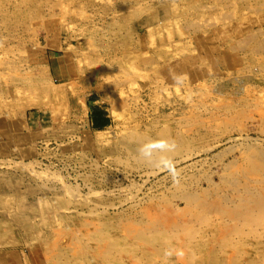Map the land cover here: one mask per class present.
<instances>
[{
    "label": "rangeland",
    "instance_id": "1",
    "mask_svg": "<svg viewBox=\"0 0 264 264\" xmlns=\"http://www.w3.org/2000/svg\"><path fill=\"white\" fill-rule=\"evenodd\" d=\"M100 106L106 126L92 122ZM254 147L264 150V0H0V264H54L95 251L94 226L115 238L175 211L191 225L185 241L170 236L173 251L119 247L111 263L192 264L205 227L182 212L188 197H216ZM249 241L248 256L263 257Z\"/></svg>",
    "mask_w": 264,
    "mask_h": 264
},
{
    "label": "bare ground",
    "instance_id": "2",
    "mask_svg": "<svg viewBox=\"0 0 264 264\" xmlns=\"http://www.w3.org/2000/svg\"><path fill=\"white\" fill-rule=\"evenodd\" d=\"M53 90H54L53 88H50L49 92L50 91L52 92ZM149 149H151V147ZM230 166H231L230 168L232 169L229 171L230 173L227 172L228 175L221 178L220 183L222 186L220 185L215 186L216 188L214 189L213 194H215L216 197L209 199L208 197L210 196L208 195L210 194L205 191L204 192L201 191L198 194L193 193V195H190L188 197V200L186 201L187 203L186 208L184 206L185 209L182 210V212L189 213L192 216L196 215L195 222L201 225L202 227H205L200 239L198 238V236L197 237L194 236V240L195 238H198L199 240H195L196 242L194 241L195 243H193L192 245L189 244V246H191V248L189 249L190 252L192 251H193L192 253L195 252L196 257H194L192 253L190 255L188 253V256H185V258H187L188 263L191 262L192 264H259V261L264 260V255L263 257H261L260 255L258 256L259 254L258 251H257L258 253L257 258L255 256H251L250 258L248 256L250 250H247V251L245 250L246 246H248V243H247L248 240H251V242L249 241L251 245L254 244V241L258 242V239L262 240L261 239L262 236L261 238L259 237V235L261 234H259L260 232L258 228L261 227V230L264 229L263 227L264 226V150L261 148L257 149L256 147H254V149L248 148L243 153L241 162L237 163L235 161V163H233L232 165L230 164ZM226 169L228 168L226 167ZM229 185L231 187L233 186V189L229 193L223 192L222 187H227ZM175 212H174V218H169V219L164 218L163 220H160V219L153 220L157 218L156 216H154L156 218H153L152 220L150 218V221L145 224L143 223L138 224L134 222L128 225H122V226L118 225L121 229V232L118 236H115V238L113 236L112 237L107 236L106 233H103V231H109L111 227L106 228L107 225L104 227V226H99L100 224L99 225L97 224L99 227L95 228L94 226L93 228H94L96 239H98V241L100 242H98L96 249H94L95 251H91V248L87 246L88 249L82 252V249L80 247L81 250L79 251L81 253L76 254L73 257H70V259L69 258L63 259L62 254L59 253L58 255V257H60L59 260L56 259L55 261L53 260H50V261L54 264H60V262H64V261H65L64 264H78V263L80 264H99L101 263L102 264V262L104 263L106 262L107 264H110L112 261H116V262L118 261L119 263V260H117L118 258H116L118 256L115 255L116 253H113L115 250H118L117 248L119 247L121 248L120 249L121 253L129 252L130 249L132 248L133 249H136V248L142 249V247L153 248L154 252H153V249H151L152 251L150 249H145L147 253L146 252L143 253V251H141L142 256L147 254L149 255L148 258L151 257L150 255L154 256L156 252L161 254L164 246L170 249L171 251H173L174 245L171 244L172 242L170 243V240L175 239V241H179L180 236L183 235V234L180 235L181 232L186 231L185 229H187L191 225V222H190L191 220L184 221L183 223L179 222L180 219L177 220L175 217V215L178 214V212L176 214ZM171 215L172 214H170V216ZM180 215L181 213L179 214V216ZM218 219L219 220L221 219V220L218 221ZM195 228H196L195 230H197L198 227H195ZM195 230L193 231L195 232ZM207 231H210L213 234H209V233L207 234ZM243 232H246L247 236L244 235V237L238 238L239 240L236 239V237L241 236ZM262 232H264V230ZM87 233L88 232H86V234ZM188 234L192 237L193 235H195L192 232V230H191V233L188 232ZM207 235L209 236L207 237ZM262 235L264 237V234ZM89 237L88 235L86 236V238H89ZM130 238L132 239L134 238L133 240H135L134 242L130 240L132 243H134V247H132L130 243H128V240ZM169 238L171 239L169 240ZM89 239L88 240L84 239V240L89 242ZM235 239H236V242H235ZM76 240H75V243H76ZM91 240L93 241V239ZM182 240H184V237L182 238ZM237 240H238V243H237ZM77 242H80V239ZM259 242L261 243L262 241H259ZM78 244L79 243H77V245ZM80 245L82 246L81 242H80ZM178 245H179V242H178ZM184 245H186V243ZM71 246H74V245H71ZM186 246H187L186 249H188V245ZM82 247H86V246L83 245ZM184 247L185 246H182V248ZM252 247L253 245L251 246V248ZM255 247L254 249L256 248L258 249L259 246L256 248ZM74 249H76L75 246H74ZM133 249H132V252L130 251L132 253V254L130 253L131 255L135 254L134 253L135 251L133 252ZM229 249H231V251L232 249L235 250L237 252L238 258L235 257L234 259L231 257L230 259H228V257H230L227 254ZM120 250L118 251L119 254H120ZM244 250L246 251L245 254L242 253ZM130 254L128 255L130 256ZM260 254L262 255L263 253L260 252ZM137 255H139V253ZM197 255L199 256L198 258H197ZM131 257L133 260L136 258V256L134 258L133 256ZM143 257H141V259L144 260ZM241 259H242L241 261L242 263L240 262ZM91 261H95V263L94 262L91 263Z\"/></svg>",
    "mask_w": 264,
    "mask_h": 264
},
{
    "label": "crops",
    "instance_id": "3",
    "mask_svg": "<svg viewBox=\"0 0 264 264\" xmlns=\"http://www.w3.org/2000/svg\"><path fill=\"white\" fill-rule=\"evenodd\" d=\"M103 109L102 106L95 108L92 122L96 126H106L109 124V115Z\"/></svg>",
    "mask_w": 264,
    "mask_h": 264
},
{
    "label": "clouds",
    "instance_id": "4",
    "mask_svg": "<svg viewBox=\"0 0 264 264\" xmlns=\"http://www.w3.org/2000/svg\"><path fill=\"white\" fill-rule=\"evenodd\" d=\"M141 153L144 154L142 149H141ZM144 155H146V154H144Z\"/></svg>",
    "mask_w": 264,
    "mask_h": 264
}]
</instances>
